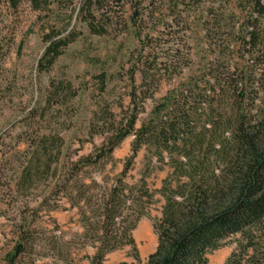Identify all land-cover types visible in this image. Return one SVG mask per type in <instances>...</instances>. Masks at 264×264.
<instances>
[{"label": "rangeland", "instance_id": "1", "mask_svg": "<svg viewBox=\"0 0 264 264\" xmlns=\"http://www.w3.org/2000/svg\"><path fill=\"white\" fill-rule=\"evenodd\" d=\"M254 3L109 0L102 4V19L95 13V26L107 22L105 34L97 36L83 22V0H55L42 12H34L26 0H0V264H6L5 255L12 250L22 226L32 251L28 255L27 250L15 264H62L49 247L53 238L68 243L72 264H90L86 258L94 254L91 247L79 246L83 230L77 208H71L66 199L58 201L55 211H49L55 205L52 198L42 204L53 181L37 184L29 194L15 192L25 165L26 144L36 140L37 133L50 131L63 139L62 172L69 162L89 155L102 144L106 135L90 132L92 126L101 131L104 111L112 114L115 124L125 120L134 90V104L142 109L134 126L138 130L162 104V98L192 83V94L201 99L206 80L223 74L245 79L247 113L255 118L264 113V13H257L264 10V0L260 1L261 9ZM70 32L75 39L51 67H46V36L57 40ZM251 33L258 38L256 44L251 42ZM142 69L154 76L155 83L140 87ZM100 76L105 77L104 90ZM148 96L151 98L145 99ZM133 140L132 134L120 143L112 153V163L86 168L84 183L113 184L131 156ZM146 169L147 188L155 194L146 216L131 233L137 260L126 246L107 255L103 264H145L156 249L152 224L163 206L156 192L171 170L157 163L152 151L143 147L124 184L135 186ZM101 191L95 188L90 194ZM239 240L238 235L227 239L222 248L206 256L208 264H224L237 250ZM251 253L248 251V256Z\"/></svg>", "mask_w": 264, "mask_h": 264}, {"label": "trees", "instance_id": "2", "mask_svg": "<svg viewBox=\"0 0 264 264\" xmlns=\"http://www.w3.org/2000/svg\"><path fill=\"white\" fill-rule=\"evenodd\" d=\"M26 1L34 12L47 11L55 2ZM260 1L255 0L254 5L261 9ZM108 2L83 0L81 14H86L83 22L91 34H105L107 22L97 27L94 21L95 13L102 19V4ZM257 13L262 15L264 10ZM250 36L256 44L255 33ZM75 37L71 32L57 40L46 36V67L52 66ZM139 72L140 87L155 83L154 76L145 69ZM240 78L212 76L205 82L201 99L199 94H192V83L170 93L138 130L134 126L142 109L134 104V90L129 95L131 107L125 120L115 124L112 114L104 111L101 131L92 126L90 132L106 135L102 144L89 155L69 162L62 172L59 165L63 139L50 131L37 133L36 140L26 144L25 165L15 192L29 194L37 184L53 181L51 193L42 204L52 198L55 205L49 211H55L59 209L58 201L66 199L71 208L78 209L83 230L79 246L94 249L93 256L86 258L90 264H103L107 255L126 246L131 247L137 260L131 233L146 216L155 193L147 188V169L135 186L128 187L124 179L138 152L147 147L155 161L171 173L156 192L163 200L160 217L152 224L157 246L145 264H208L206 256L237 235V250L224 264H264V113L257 118L247 113L246 82ZM100 84L104 90V76H100ZM132 134L131 156L124 161L114 183L104 187L91 181L86 185L84 170L112 163L113 151ZM147 163L151 164V160ZM95 188L102 191L93 196L90 192ZM19 230L12 250L5 255L6 264H15L27 250L31 254L28 233L23 226ZM61 241L53 238L49 247L56 252V260L72 264L68 243ZM248 251L252 252L249 256Z\"/></svg>", "mask_w": 264, "mask_h": 264}]
</instances>
